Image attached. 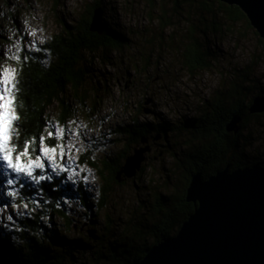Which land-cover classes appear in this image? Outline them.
Masks as SVG:
<instances>
[{
  "label": "trees",
  "instance_id": "1",
  "mask_svg": "<svg viewBox=\"0 0 264 264\" xmlns=\"http://www.w3.org/2000/svg\"><path fill=\"white\" fill-rule=\"evenodd\" d=\"M52 1L54 5L59 3V0ZM153 1L149 0L150 5ZM96 7H101L104 13L101 0H92L73 22H63L60 31L50 40L35 47L20 46L13 55L5 56L17 81L13 105L18 119L11 135V145L16 152L24 150L25 141L37 140L41 135L45 137L46 146L58 142L64 144V138L72 132L66 127L69 120L76 117L78 108L81 112L87 109L86 80L93 76L91 62L99 52H103V57L109 61V53L130 46L131 39L126 33L108 24L104 16L103 32L90 30ZM167 8L164 0L159 3L160 13L155 16L159 29L156 34L162 38V33L173 27L172 15L184 17L185 30L181 37L177 39L174 33L169 36L170 42L179 43L180 62L190 74L211 68L218 58L211 49L210 36L228 31L227 24L240 21L251 28L238 6L219 0H172L171 9ZM206 14L211 15V20ZM258 41L264 49L263 39L258 37ZM0 58L3 59L2 54ZM145 64H149L148 60ZM246 72L234 77L227 93L203 101L195 116L183 117L177 129L190 130V133L182 141L187 149L176 162V167L185 171L181 189L169 195L157 193L154 203L142 198L137 201L138 207L144 211L132 228L124 225L115 228L116 220L110 215L108 206L112 203L115 186L129 179H138L145 167L122 181L117 180V173L131 148L140 144L141 137H153V133L167 136L174 129L168 121H140L137 114L128 123L115 125L108 136L101 139L104 147L109 143L117 146L125 140V148L117 156L103 153L104 147L99 148L102 154L100 152L95 157L92 151L80 154L79 163L96 173L97 182L93 188H88L83 179H69L66 171L57 175L49 168L46 159L42 162L43 174L50 176L51 180L40 184L13 171H0L2 188L8 179L17 181L10 188L17 195L5 197L2 202L23 207V212L8 224L0 223V264H85L81 259L88 249L91 253L88 260L94 264H132L140 260L153 244L173 236L193 212L194 204L186 200L192 174L200 172L206 179L227 165L230 169L250 164L264 165L255 158H246V134L243 135L246 123L251 117L264 118V112L248 111L252 98L264 95V89L254 84L256 79L248 77ZM54 106L58 108L55 115ZM89 108L93 111L94 106ZM233 115L241 117L238 133L226 130ZM59 126L68 130L63 138L48 139V131ZM34 158L35 154L29 150L22 160L26 162ZM35 174H40V170L35 169ZM21 182L23 188L19 187ZM99 215L103 217L102 222L97 219ZM127 230H130L129 234ZM74 232L80 234L75 236ZM120 234L126 235L117 238ZM93 240L98 241L97 249Z\"/></svg>",
  "mask_w": 264,
  "mask_h": 264
},
{
  "label": "rangeland",
  "instance_id": "2",
  "mask_svg": "<svg viewBox=\"0 0 264 264\" xmlns=\"http://www.w3.org/2000/svg\"><path fill=\"white\" fill-rule=\"evenodd\" d=\"M91 1L59 0L54 5L52 0H0V57L1 54L3 57L0 58V72L12 69L5 56L13 55L20 46L35 47L50 40L60 31L63 22H73ZM161 1L154 0L150 5L149 0H101L107 23L124 31L131 39L130 46L109 53V61L103 57V52H99L91 62L93 76L86 80V112L78 108L76 117L69 120L66 127L72 132L64 138V144L60 142L64 145V155L61 156L60 149H57L54 156L56 163L66 169L68 177L76 181L83 179L88 188H93L97 182L96 173L79 163L80 154L92 151L94 157L98 155L101 152L99 148L104 147L101 139L108 136L115 125L128 123L137 114L140 121L156 123L165 120L171 123L174 129L167 133L168 140L165 141L163 136L156 139L159 135L153 133L156 144L146 152L142 162L145 170L141 176L115 186L112 203L108 206L110 215L116 220L115 228L120 225L132 228L141 219L139 215L144 210L138 207L137 202L141 198L154 203L157 193L169 195L181 189L185 171L184 168L178 169L176 162L182 151L187 149L182 141L188 133L177 129L183 117L195 116L203 101L212 100L225 91L227 93L234 77L245 70L248 77L256 79L254 84L264 89V49L254 28L240 21L227 24L226 27H230L228 31L210 36L213 42L210 43L211 49L218 58L211 68L190 74L180 62L179 43L170 42L169 36L174 33L177 39L181 37L185 30L184 17L172 15L173 27L162 33V38L156 34L158 22L155 16L160 13ZM164 2L167 10L171 9L172 0ZM205 16L211 20V15ZM147 60L149 64H145ZM93 106L91 111L89 107ZM13 108L17 115L14 105ZM52 109L55 115L58 108L54 106ZM246 125L243 131V135L246 134V158L264 163V118L257 120L251 117ZM122 143L105 145L103 153L117 156L125 148V140ZM48 166L51 168L49 162ZM2 170L11 172L0 160ZM33 171L35 174V169ZM4 186H0V223L8 224L23 212V207L2 202L1 199L10 197L7 193L12 187L7 182ZM97 219L103 221L101 215ZM79 234L74 232L75 236ZM93 242H96L97 249L98 241ZM90 256L88 249V252H83L81 260L85 264H94L88 260Z\"/></svg>",
  "mask_w": 264,
  "mask_h": 264
},
{
  "label": "water",
  "instance_id": "3",
  "mask_svg": "<svg viewBox=\"0 0 264 264\" xmlns=\"http://www.w3.org/2000/svg\"><path fill=\"white\" fill-rule=\"evenodd\" d=\"M219 1L238 6L264 41V0ZM104 25L102 8L96 7L90 30L102 33ZM248 111L264 112V95L254 96ZM240 128L241 117L233 115L226 130L238 133ZM147 142L141 137L140 145L125 157L118 181L141 169L150 150ZM186 200L194 210L177 232L153 244L132 264H264V165L225 166L206 179L196 172Z\"/></svg>",
  "mask_w": 264,
  "mask_h": 264
},
{
  "label": "snow or ice",
  "instance_id": "4",
  "mask_svg": "<svg viewBox=\"0 0 264 264\" xmlns=\"http://www.w3.org/2000/svg\"><path fill=\"white\" fill-rule=\"evenodd\" d=\"M35 50L39 51V49ZM14 59H19V57H14ZM24 59H27V56H25ZM15 76L16 73H14L11 68L0 72V160L5 163L7 169L18 175L29 178L35 184H40L42 181L51 180L50 176L43 174L44 164L42 163V157L49 162L52 171L57 173V175H59L61 171H66L62 165L56 163L54 158L57 149H60L61 156L64 155V145L58 142L55 145L46 146L45 137L43 135L39 136L37 140L31 142L25 141L24 150L20 152H16L15 148L11 145V133L17 127L15 121L18 119L13 108L16 92L15 85L17 83ZM67 131V129L58 127L54 130H49L48 139H53L56 136L63 138L64 133ZM29 150L35 154V158L28 159L25 162L22 160V157H25ZM34 169H39L40 174H34ZM69 179H71V177H69ZM16 183V180H7L9 186ZM73 183H75V181H73ZM19 187L23 188L24 184L21 182ZM7 194L9 196L17 195L15 191H9ZM13 207H15V205H13ZM9 219H11V216Z\"/></svg>",
  "mask_w": 264,
  "mask_h": 264
},
{
  "label": "flooded vegetation",
  "instance_id": "5",
  "mask_svg": "<svg viewBox=\"0 0 264 264\" xmlns=\"http://www.w3.org/2000/svg\"><path fill=\"white\" fill-rule=\"evenodd\" d=\"M184 131H186V133H190V130H184ZM159 136H157V137H162V135H160V134H158ZM233 134H231V136H232ZM164 138H165V141L166 140H168L167 139V136H163ZM233 137V136H232ZM148 138V142H147V144L149 145V147H150V150H149V152L152 150V147H154V145L156 144V140H153L154 139V136L153 137H151L150 138V136H148L147 137ZM156 138V137H155ZM157 139H160V138H157ZM187 139V138H186ZM185 141V140H184ZM140 144H137L136 146H139ZM251 165V164H250ZM227 166H229V165H227Z\"/></svg>",
  "mask_w": 264,
  "mask_h": 264
},
{
  "label": "bare ground",
  "instance_id": "6",
  "mask_svg": "<svg viewBox=\"0 0 264 264\" xmlns=\"http://www.w3.org/2000/svg\"><path fill=\"white\" fill-rule=\"evenodd\" d=\"M17 106V105H16Z\"/></svg>",
  "mask_w": 264,
  "mask_h": 264
}]
</instances>
